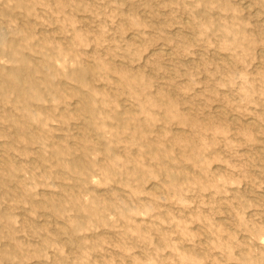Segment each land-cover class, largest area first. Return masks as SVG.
Listing matches in <instances>:
<instances>
[{"label":"rangeland","instance_id":"rangeland-1","mask_svg":"<svg viewBox=\"0 0 264 264\" xmlns=\"http://www.w3.org/2000/svg\"><path fill=\"white\" fill-rule=\"evenodd\" d=\"M0 264H264V0H0Z\"/></svg>","mask_w":264,"mask_h":264},{"label":"bare ground","instance_id":"bare-ground-1","mask_svg":"<svg viewBox=\"0 0 264 264\" xmlns=\"http://www.w3.org/2000/svg\"><path fill=\"white\" fill-rule=\"evenodd\" d=\"M252 120H254V119H252Z\"/></svg>","mask_w":264,"mask_h":264}]
</instances>
